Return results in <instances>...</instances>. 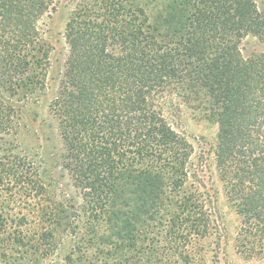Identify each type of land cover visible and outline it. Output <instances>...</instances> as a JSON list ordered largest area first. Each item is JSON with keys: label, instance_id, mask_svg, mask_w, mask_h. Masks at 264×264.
I'll return each mask as SVG.
<instances>
[{"label": "trees", "instance_id": "1", "mask_svg": "<svg viewBox=\"0 0 264 264\" xmlns=\"http://www.w3.org/2000/svg\"><path fill=\"white\" fill-rule=\"evenodd\" d=\"M163 1L157 10L134 0L75 3L49 105L64 168L93 221L107 219L121 241L143 209L167 216L163 245L145 247L149 264H204L201 242L218 234L213 196L194 183L192 147L161 108L170 95L199 98L218 126L215 166L239 217L236 248L264 263V57L240 49L248 35L264 41V11L254 0ZM53 2L0 0V91L8 95L0 96V135L19 127V100L45 90L49 54L39 23ZM44 193L39 167L0 146V264H39L57 233L75 229L62 205L45 206ZM29 221L38 227L31 237ZM140 239L129 238L130 264Z\"/></svg>", "mask_w": 264, "mask_h": 264}, {"label": "rangeland", "instance_id": "2", "mask_svg": "<svg viewBox=\"0 0 264 264\" xmlns=\"http://www.w3.org/2000/svg\"><path fill=\"white\" fill-rule=\"evenodd\" d=\"M77 1L79 0H54V11L40 21L41 41L49 54L45 90L39 96L28 94L27 100H19V127L9 136L0 135V146L12 147L16 152L27 155L39 167L44 182L42 202L53 209L62 205L67 209L70 219L75 221V229L57 233L54 250L48 252L39 264H130V257L135 251L130 246L129 238H134L137 233L141 238L138 244L142 248L138 249L134 264H149L145 247L155 242L160 247L163 245L169 230V227L163 226L164 221L168 220L167 216L162 212L156 214L150 208L147 211L143 209L140 223L127 227L125 239L121 241L114 234L115 231L111 230L112 224L107 219L101 224L93 221L86 211V201L81 190L74 185L68 170L64 168V150L58 121L51 114L49 105L57 94L59 78L68 54L64 37L65 24ZM134 1L146 5L147 10H157L161 5H166L163 0ZM254 1L258 10L264 11V0ZM240 49L245 58L264 57V41L251 35L243 38ZM0 96L8 98L1 91ZM14 99L17 102L16 97ZM162 105L163 114L172 128L192 147L189 163L191 173H195L194 183L201 192L213 196L211 204L214 206L213 218L218 226V234L201 242L203 263L214 264L213 260H217L218 264H264L254 259H245L236 248L239 217L225 195L216 170L214 150L218 126L210 117L206 104L193 96L186 100L170 95ZM16 199V196L12 197L11 201L15 202ZM26 209L28 213L31 207ZM29 222L24 227L28 232L27 237H31L33 231L38 229L37 224ZM149 233H152L151 236ZM217 241L218 252L215 246ZM215 251L217 258L214 259Z\"/></svg>", "mask_w": 264, "mask_h": 264}]
</instances>
